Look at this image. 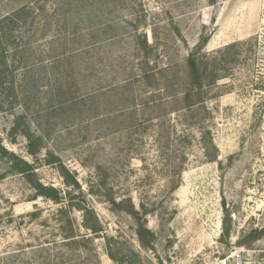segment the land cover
Listing matches in <instances>:
<instances>
[{
  "label": "rangeland",
  "instance_id": "1",
  "mask_svg": "<svg viewBox=\"0 0 264 264\" xmlns=\"http://www.w3.org/2000/svg\"><path fill=\"white\" fill-rule=\"evenodd\" d=\"M0 264H264V0H0Z\"/></svg>",
  "mask_w": 264,
  "mask_h": 264
},
{
  "label": "trees",
  "instance_id": "2",
  "mask_svg": "<svg viewBox=\"0 0 264 264\" xmlns=\"http://www.w3.org/2000/svg\"><path fill=\"white\" fill-rule=\"evenodd\" d=\"M199 60L197 57L192 56L188 59V65H189V71H190V76H191V89L185 94V99L190 98L193 95H197L202 91V84L199 79L201 76L200 74V69H199ZM200 74V75H199ZM53 201L59 200V196L55 194L53 197ZM95 232V231H93ZM96 233V232H95ZM111 258V256H110Z\"/></svg>",
  "mask_w": 264,
  "mask_h": 264
}]
</instances>
